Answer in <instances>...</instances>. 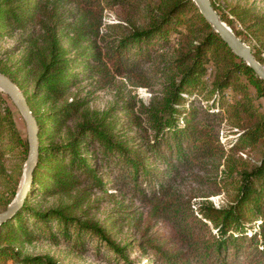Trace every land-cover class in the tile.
<instances>
[{
	"label": "trees",
	"instance_id": "16d2710c",
	"mask_svg": "<svg viewBox=\"0 0 264 264\" xmlns=\"http://www.w3.org/2000/svg\"><path fill=\"white\" fill-rule=\"evenodd\" d=\"M210 1L264 64V12L229 7L242 25L235 29L224 6ZM104 10L115 12L117 21L102 26ZM28 28L23 55L8 63L19 45L0 47V72L23 92L39 126L27 197L0 225V264H60L49 255H22L16 244L33 238L63 240L81 251L93 244L97 254L112 253L122 264H137L128 255L134 249L158 264H264V156L256 163L233 156L264 139V81L193 1L0 0V39ZM209 64L216 73L205 84ZM150 70L159 72L160 88L145 104L125 99L119 106L137 128L133 143L108 115L88 108V97L72 90L84 80L102 89L116 77L149 87ZM201 90L205 104L193 96ZM14 107L0 91L3 209L16 195L28 154ZM226 119L240 132L227 150L219 140ZM10 159L16 163L7 174L4 162ZM188 177L206 184L212 195L223 192L228 203L216 207L185 195L178 185ZM93 190L106 196L118 191L147 207L142 238L120 245L102 223L76 215V209L85 212L82 205ZM58 196L71 201L46 208L36 201ZM135 222L140 228L139 217ZM159 223L166 232L148 233Z\"/></svg>",
	"mask_w": 264,
	"mask_h": 264
},
{
	"label": "rangeland",
	"instance_id": "374dc122",
	"mask_svg": "<svg viewBox=\"0 0 264 264\" xmlns=\"http://www.w3.org/2000/svg\"><path fill=\"white\" fill-rule=\"evenodd\" d=\"M216 1L224 6L225 11L229 10V7L239 4L240 6L250 7L255 13L264 12V0ZM226 5H228V7H225ZM227 14L233 20V26L235 29H241L242 25L234 18V16H232L229 11H227ZM116 21L115 12L104 10L102 15V26ZM29 32L30 28L24 31H16L11 37L5 36L0 39L1 50L6 47L19 45L15 53L12 56L7 57L8 63H11L14 59L25 53L27 44L24 41L21 42V39ZM242 38H244V36H242ZM245 43L248 45L247 42ZM153 72V70L149 71V73H152L149 80V87L134 86L133 83L137 82L135 78L123 79L116 77L113 84L102 89H97L96 83L92 80H84L72 90L73 92L77 90L80 93V96L88 97V108L95 110L98 113L104 112L105 116L108 115L107 119L111 121V124L115 127L121 137L129 138V141L133 143L138 138L137 128L130 122L127 115L119 108V106L125 102V99L133 100L136 105L140 102L145 104L153 95V91L156 92L160 88L159 80L157 78L159 72H154V74ZM215 73L216 71L213 64H209L205 75L202 77L203 83L210 84ZM204 93L205 95H203ZM206 95V90H201L196 92L193 96L196 98V101L205 104ZM225 98L228 103L232 101V98L228 93L225 95ZM207 99L210 98L208 97ZM259 104L264 108V97L259 100ZM13 113L18 130L22 137L27 139V128L24 119L16 107L13 108ZM72 124L73 122L69 123V125ZM239 135L240 132L237 127L231 125L227 119L223 120L219 127V140L226 150L238 142ZM233 156L238 159V161L244 160L246 162H258L264 156V139L257 145L246 147L235 152ZM15 163L16 160L13 159L4 162L7 174L11 172L12 166ZM220 169H222V166H220ZM213 175H211V177L214 178L215 176ZM220 175L221 173L216 176L217 181H219V178L221 177ZM4 183V178L1 176L0 193L4 189ZM111 187L112 186L108 184V188ZM178 189L191 198L194 196L193 200H196V202L209 201L216 207L225 205L229 200V197L223 192L215 195L210 194L211 190L207 188L206 184L200 185L190 177L182 181L180 185H178ZM115 192L116 193L113 196H106L103 193L93 190L91 191L88 201L82 205V209H85V212H81L80 209H76L74 212L76 215H80L83 219H91L102 223L109 231L111 237L120 245H123L128 240L138 241L142 238L140 231L144 227V220L148 208L138 201L131 200L123 193H119L118 191ZM36 201L41 208H46L55 205L58 202L69 203L71 198H69V196H58L54 198L49 197L45 200L38 198ZM1 210H3V208H0V211ZM138 217L140 219V228L136 227L134 224ZM154 230L167 231L160 223L156 227H151L148 230V233L153 232ZM92 245L85 251H81L78 247L68 244L63 240L58 243H52L46 238H33L31 242L16 244L21 251V254L24 256L49 255L60 264H122L116 262L112 253L101 252V254H97ZM130 251L131 252H128L129 257L137 264H158L152 262L150 256L141 255L137 249Z\"/></svg>",
	"mask_w": 264,
	"mask_h": 264
},
{
	"label": "water",
	"instance_id": "95a60500",
	"mask_svg": "<svg viewBox=\"0 0 264 264\" xmlns=\"http://www.w3.org/2000/svg\"><path fill=\"white\" fill-rule=\"evenodd\" d=\"M203 18L211 25L213 30L219 34L231 51L253 69L258 77L264 81V65L253 55L250 46L247 45L232 29L223 21L213 7L210 0H192ZM0 91L4 92L12 101L26 124L28 154L23 164L22 174L16 195L6 208L0 211V225L13 217L22 207L30 186L32 174L38 158V123L26 101L23 92L5 74L0 72Z\"/></svg>",
	"mask_w": 264,
	"mask_h": 264
}]
</instances>
